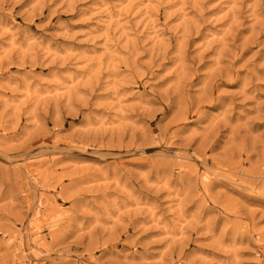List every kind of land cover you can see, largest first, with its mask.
<instances>
[{
  "label": "rangeland",
  "instance_id": "rangeland-1",
  "mask_svg": "<svg viewBox=\"0 0 264 264\" xmlns=\"http://www.w3.org/2000/svg\"><path fill=\"white\" fill-rule=\"evenodd\" d=\"M0 264H264V0H0Z\"/></svg>",
  "mask_w": 264,
  "mask_h": 264
}]
</instances>
